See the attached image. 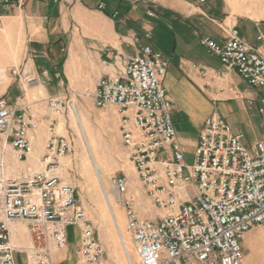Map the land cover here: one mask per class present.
I'll return each instance as SVG.
<instances>
[{
  "label": "built area",
  "instance_id": "2783aa9c",
  "mask_svg": "<svg viewBox=\"0 0 264 264\" xmlns=\"http://www.w3.org/2000/svg\"><path fill=\"white\" fill-rule=\"evenodd\" d=\"M21 6L18 0H0V13ZM98 8L103 10L104 2ZM200 44L249 86L264 89V29L254 42L233 26L224 39L201 35ZM169 66L168 57L145 45L121 72L100 78L82 94L98 108L116 106L122 144L147 197L161 211L153 218L141 216L128 178H111L116 201L125 208L134 251L140 264H245L242 241L249 231L264 226V136L248 148L245 134L214 112L188 160L164 85ZM202 73L211 79L219 75L207 69ZM14 74L20 75L16 69ZM67 109L57 96L23 104L0 98V264H19V256H24V264H55L54 254L67 247L71 226L81 231L77 264H105L93 223L78 204L74 187L59 174L70 140L58 134L57 125ZM260 111L264 113V107ZM43 127L46 152L39 168L10 175L7 146H13L15 160L26 161ZM22 226L28 244L18 241Z\"/></svg>",
  "mask_w": 264,
  "mask_h": 264
},
{
  "label": "crops",
  "instance_id": "0c3cea01",
  "mask_svg": "<svg viewBox=\"0 0 264 264\" xmlns=\"http://www.w3.org/2000/svg\"><path fill=\"white\" fill-rule=\"evenodd\" d=\"M148 1L32 0L29 10L24 14L27 17V28L24 29V32L21 30L20 33L14 28L5 30L4 41H1L0 44L12 49L13 37H17L18 33L20 37H23L26 32V36L31 42L29 46L33 52L28 62L29 71L32 73L30 77H38L39 80L45 79L44 75L47 76L50 72L54 84L59 85L62 79L66 84L64 89L69 94L73 91L83 94L85 90L94 88L100 78L114 76L121 72L126 61L137 54L143 46L151 45L154 50L162 51L161 48L165 43L161 38L163 34L161 27L165 22L178 25L184 45H189V47L192 44L191 41L188 42L189 33H192L204 51L206 48L200 44L201 35L224 39L226 31L230 27L236 26L240 34L249 40L244 33L245 26H248L254 33L255 38L258 30L264 29L263 17L256 18L232 9L228 0H207L205 8L195 5L194 0H158L160 8L155 4L148 5L154 0ZM100 2L105 4L103 10L98 8ZM149 6L154 7L152 10L154 15L148 13ZM11 14L0 13V21L3 18H8ZM25 16L24 19H26ZM249 41L254 42L255 39ZM189 51L193 52L194 49L188 48ZM204 51L197 52L195 57L185 55L179 57L173 51L171 57H168L170 66L164 80V85L173 100V118L178 137L183 144L188 160L193 157L200 131L208 116L218 112L231 123L230 113L238 106L237 103L244 105V100H226L229 93L226 90L209 96L200 89L201 87H207L208 83L213 90H220L221 86L226 89L233 83L244 97L258 98L261 94L260 89L249 86L237 72L227 69L218 57L210 54L207 49ZM9 56L10 52L6 57L0 56V59L6 60ZM203 69H207L211 73L218 72L219 75L217 78L211 79L204 76ZM26 71L24 70V73ZM16 93L18 95L20 92H15L12 87H7L3 91V94L9 96L7 97L9 101H11L10 96ZM58 93L62 94V92ZM49 97L51 96L47 98ZM196 101L204 103L208 107V113L200 121L197 133L191 136L185 134L181 120L187 118V109L188 111L193 109ZM92 103L94 104L93 101ZM98 109L104 110L105 108ZM105 113L108 114L103 116L101 127L111 126L118 141L122 142L121 114L117 108L108 109ZM176 115H178V120L175 119ZM85 118L87 119L86 116ZM67 122L65 114L59 119L58 134H61L60 128L66 127ZM86 131L93 143H97L104 136L103 132L98 133L88 121L86 122ZM46 139L47 131L43 127L35 141L34 153L24 162L15 160L14 148L8 145L6 151L8 173L27 172L29 167L38 169L39 160L46 152ZM3 142L4 138L0 136V151ZM151 217L153 218L155 215H151ZM19 232L18 241L28 244L27 228L22 226ZM74 239L71 240L69 237L67 247L54 254L55 264H66L73 261L76 247L79 244H76ZM78 242H80L79 238Z\"/></svg>",
  "mask_w": 264,
  "mask_h": 264
},
{
  "label": "rangeland",
  "instance_id": "374dc122",
  "mask_svg": "<svg viewBox=\"0 0 264 264\" xmlns=\"http://www.w3.org/2000/svg\"><path fill=\"white\" fill-rule=\"evenodd\" d=\"M18 1L22 3L21 7H17L10 12H1L3 14H13L0 21V42L4 41L3 36L6 33L5 30L14 28L20 33L22 31L24 32V29L27 28V17L24 14L29 10L32 0ZM148 2H151V0ZM194 3L203 8L207 7V0L203 2L201 0H194ZM228 3L232 9H236L243 14H250L256 18H264V0H228ZM150 4H155L156 7L160 8L158 0L148 3V5ZM153 8L149 6L150 10H154ZM24 16L26 19H24ZM161 28H163L161 38L164 39L165 43L161 48L163 52H161L166 57L170 58L173 51H175V54L179 57L182 55L195 57L197 52L204 51L192 33H189L188 38V42H192L191 46L184 45L183 37H181L182 33L176 23L165 22ZM19 33L17 37H13L14 45H12V49L0 45V56L6 57L10 52V56L6 60L0 59V98H6L11 104H20V102L36 103V101L44 100L48 96L61 97L66 101L68 105L66 119L68 122L67 126H63L62 129L60 128L59 132L69 138L70 148L66 155L60 160L59 174L63 181L74 187L78 204L85 209L89 220L93 223L96 229V235L104 247L105 264H130L108 208L99 177L102 178L105 187L110 190L112 204L120 226V231L124 236L128 248L127 253L129 258L132 264H140V260L133 248L131 236L126 229L127 218L125 208L116 201V191L111 185V178L115 175L126 176L128 178L129 190L136 197V208L141 216L152 218L151 215H155L156 217L161 211L156 208L147 197L139 179L138 172L129 158L128 151L123 146L122 142L118 141L112 127H101V120L108 114L105 113V111L114 109L116 106H109L104 110L98 109V107L92 103L91 98L84 97L82 94L75 91L69 94L67 90L64 89L66 88L65 82H63L64 80L59 79L61 83L59 85L54 84L50 72L47 76L44 75L46 77L45 79L41 78L39 80L38 77H30L32 73L29 71L28 62L31 58V53H33L29 46L31 42L28 40L26 32L23 37H20ZM244 33L249 40L254 41V33L248 26H245ZM192 45H194V47H192ZM188 48H193L194 51L188 52ZM1 50H6V52H1ZM15 69L20 75L14 74ZM24 70H27L26 73H24ZM39 81L40 83H38ZM7 87H12L15 92H22V94L20 95V93H18L17 95L16 93L15 95H11V101H9L7 98L9 96L3 94L4 89ZM200 89L209 96L215 95L218 91L226 90L229 92L226 100H244V105L237 103L238 106L230 113L229 119L231 125L236 130L245 134L244 142L248 148H251L254 142L264 136V113L260 111L261 106L264 107V103H262L264 89H260L261 94L258 98L244 97L243 94H237L236 92H240V90H238L233 83L225 90H213L211 86L208 88L201 87ZM58 92H62V94ZM73 105L77 107L85 129L86 122L88 121L98 133L103 132L104 136L100 141L97 143L91 142L86 131L90 141V146L87 145L72 108ZM207 110L208 107L204 103L197 101L193 109L190 111L187 109V118L181 120L183 122L185 134L192 136L197 133L199 123L207 115ZM177 117L178 115L175 116V119H177ZM91 152L94 153L96 162L100 167V174H97L95 170ZM23 173L9 174L22 175ZM68 232L71 240L75 238L76 244H80V242H78V238L79 241H81L80 229L71 226ZM242 248L245 254V264H264V226H257L249 231L242 241ZM23 257L24 256H19V264H24ZM66 264H77V255H75L73 261L67 262Z\"/></svg>",
  "mask_w": 264,
  "mask_h": 264
},
{
  "label": "bare ground",
  "instance_id": "6f19581e",
  "mask_svg": "<svg viewBox=\"0 0 264 264\" xmlns=\"http://www.w3.org/2000/svg\"><path fill=\"white\" fill-rule=\"evenodd\" d=\"M0 45H1V44H0ZM1 46H3V45H1ZM4 51L6 52V50H1V52H4ZM72 108H73L74 113H75V115H76V118H77V120H78V122H79L80 129H81V131H82V133H83V135H84V139L86 140L87 145L90 146V141H89V139H88V137H87L86 129H85L84 123H83V121H82V119H81V116H80V114H79V111H78L77 107L74 106V105L72 106ZM91 158H92V161H93V164H94V167H95V170H96L97 174H100V172H99V171H100V169H99L100 167H99V165H98L97 162H96V158H95L94 153H92V152H91ZM99 179H100V182H101V184H102L103 192H104V195H105V198H106L107 204H108V208H109L110 213H111V217H112V219H113V222L115 223V226H116L117 231H118V234H119L120 241H121V243H122V245H123V248H124V250H125V252H126V256H127L128 262H129L130 259H129V255H128V253H127L128 248H127V246H126L124 236H123L122 234H120V226H119V223H117L118 220H117V217H116V214H115V211H114V207H113V204H112V198H111V195H110V190L107 189V188L105 187V185H104V183H103V181H102V178L99 177ZM116 221H117V222H116Z\"/></svg>",
  "mask_w": 264,
  "mask_h": 264
}]
</instances>
